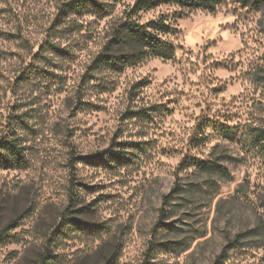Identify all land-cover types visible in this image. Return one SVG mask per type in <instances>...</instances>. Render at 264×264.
Here are the masks:
<instances>
[{
  "label": "rangeland",
  "instance_id": "rangeland-1",
  "mask_svg": "<svg viewBox=\"0 0 264 264\" xmlns=\"http://www.w3.org/2000/svg\"><path fill=\"white\" fill-rule=\"evenodd\" d=\"M73 1L0 0V141L26 160L0 170V264H264V9L142 13L177 55L116 73L92 66L137 0Z\"/></svg>",
  "mask_w": 264,
  "mask_h": 264
},
{
  "label": "trees",
  "instance_id": "trees-1",
  "mask_svg": "<svg viewBox=\"0 0 264 264\" xmlns=\"http://www.w3.org/2000/svg\"><path fill=\"white\" fill-rule=\"evenodd\" d=\"M245 8L255 11L264 9V0H235ZM88 0H76L66 5L65 13H80L87 6ZM226 0H137L123 21L114 32V38L105 46L100 55L95 59L92 68L95 70L106 69L121 73L128 68L135 67L145 60L154 58L163 61H172L177 55V48L169 37L173 28L165 18L150 20L141 23L138 16L142 13L156 10L163 6H174L179 10V18L186 19L191 14L201 11L215 16L220 8L226 5ZM142 83V86H145ZM143 114L145 111L138 113ZM217 130L228 141H236L240 135L237 130L230 127L219 126ZM264 142V132L261 134ZM122 154V153H121ZM118 155L113 161L125 162L126 157ZM26 160L23 150L17 140L5 138L0 141V170L22 168ZM195 165V166H193ZM192 166L212 171L217 168L215 162L198 161ZM168 197H165L167 200ZM97 226H95L96 228ZM5 238L0 233V242Z\"/></svg>",
  "mask_w": 264,
  "mask_h": 264
}]
</instances>
